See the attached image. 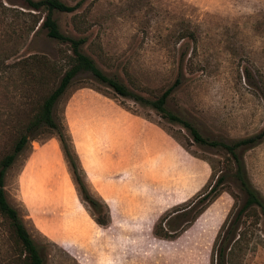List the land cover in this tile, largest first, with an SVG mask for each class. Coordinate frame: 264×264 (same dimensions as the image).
I'll use <instances>...</instances> for the list:
<instances>
[{
	"label": "rangeland",
	"instance_id": "obj_1",
	"mask_svg": "<svg viewBox=\"0 0 264 264\" xmlns=\"http://www.w3.org/2000/svg\"><path fill=\"white\" fill-rule=\"evenodd\" d=\"M61 1L81 5L54 14L60 31L84 37L82 51L106 75L148 100L179 80L166 107L204 137L229 143L264 128V0ZM27 12L19 0H0V159L70 54L38 30L42 14ZM32 57L54 74L37 80L26 65ZM53 115L102 209L83 199L57 135L29 136L4 189L44 264H211L223 238L226 264H264V219L248 212L234 220L244 200L237 185L227 177L202 198L226 174L223 150L194 143L180 125L88 73L73 79ZM242 156L264 199V141Z\"/></svg>",
	"mask_w": 264,
	"mask_h": 264
},
{
	"label": "trees",
	"instance_id": "obj_2",
	"mask_svg": "<svg viewBox=\"0 0 264 264\" xmlns=\"http://www.w3.org/2000/svg\"><path fill=\"white\" fill-rule=\"evenodd\" d=\"M19 1L22 7L28 11L26 13L28 16L35 18L37 13L43 15L38 30H45L47 38L66 44L70 50V54L66 57L67 68L60 74L57 86L42 99L41 103L38 104L35 111L24 124L22 131L14 142L12 152L4 155L0 159V222H3L0 223V228H2L5 233V243L7 244L9 251V255L6 259L0 257V264H44L43 257L38 247L26 230L16 209L8 203L4 189L6 173L15 161L16 156L27 144L29 136L44 132L45 130H51L57 135L63 154L70 166L74 181L77 184L83 199L94 211L98 214L101 213V204L93 198L86 189L78 172L74 156L66 143L62 127L55 120L53 115V109L56 103L67 91L73 79L83 73L90 74L97 82L112 89L117 95L131 99L141 106L149 107L167 122L180 125L188 131L194 143L211 149L223 150L227 156L225 159L226 174L218 175L214 185L211 186L209 192L202 198L215 193L218 187L222 186L223 182L228 177L237 185L244 196L242 204L236 211L234 220L239 221L240 218L248 212H252L256 215L259 214L264 219V199L250 183L242 156L243 152L258 146L264 141V128L254 135L229 143L204 137L189 121L172 113L166 107L167 99L172 90L179 83V80H176L173 86L165 90L158 98L148 100L127 88L116 78L106 75L101 69H99L94 60L82 51V47L86 43L84 37L73 38L60 31L57 21L54 18V14L74 13L80 7L81 3H76L75 5L70 6L63 3L61 0ZM38 21L39 19H36L33 28L29 27V30L32 31ZM30 61L31 62L26 65L33 66L34 70H32V75L38 73V76L35 75L37 80L43 81L47 76V72L49 74H54L55 69L52 68V64L48 66L46 61H41L37 59V57L30 58ZM186 208L177 210L174 213L179 214L178 212H181ZM97 222L99 225H104V217L98 216ZM233 224L237 225L238 223H231L227 229L229 230ZM223 242L224 238L215 252L213 250L211 264H213V256L215 257L214 261L216 264H226L224 259L227 248H224Z\"/></svg>",
	"mask_w": 264,
	"mask_h": 264
}]
</instances>
